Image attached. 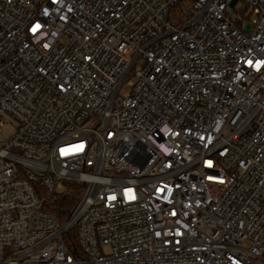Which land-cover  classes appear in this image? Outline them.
I'll return each instance as SVG.
<instances>
[{
  "label": "built area",
  "instance_id": "2783aa9c",
  "mask_svg": "<svg viewBox=\"0 0 264 264\" xmlns=\"http://www.w3.org/2000/svg\"><path fill=\"white\" fill-rule=\"evenodd\" d=\"M258 260L264 0H0V264Z\"/></svg>",
  "mask_w": 264,
  "mask_h": 264
},
{
  "label": "trees",
  "instance_id": "16d2710c",
  "mask_svg": "<svg viewBox=\"0 0 264 264\" xmlns=\"http://www.w3.org/2000/svg\"><path fill=\"white\" fill-rule=\"evenodd\" d=\"M65 186L66 189L63 192L58 193L47 202L48 209L55 213L61 222H65L69 218L84 190L83 184L78 181H66ZM72 234L74 237L76 236L74 232ZM68 245L72 251L77 252L76 249L79 248L77 239L72 243L68 242Z\"/></svg>",
  "mask_w": 264,
  "mask_h": 264
},
{
  "label": "rangeland",
  "instance_id": "374dc122",
  "mask_svg": "<svg viewBox=\"0 0 264 264\" xmlns=\"http://www.w3.org/2000/svg\"><path fill=\"white\" fill-rule=\"evenodd\" d=\"M254 17L255 15H252L251 19H253ZM129 87L130 86L128 84H125V86L122 88V93L128 91L130 89ZM6 127L8 130L12 129L14 127V122L7 123ZM62 189H66V187L64 186ZM259 263H260L259 260L255 262V264H259Z\"/></svg>",
  "mask_w": 264,
  "mask_h": 264
},
{
  "label": "water",
  "instance_id": "95a60500",
  "mask_svg": "<svg viewBox=\"0 0 264 264\" xmlns=\"http://www.w3.org/2000/svg\"><path fill=\"white\" fill-rule=\"evenodd\" d=\"M233 4H234V1H233Z\"/></svg>",
  "mask_w": 264,
  "mask_h": 264
}]
</instances>
